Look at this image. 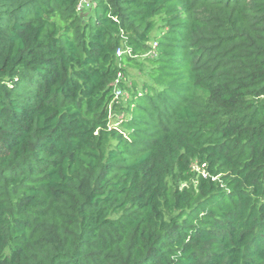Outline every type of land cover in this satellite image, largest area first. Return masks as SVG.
Here are the masks:
<instances>
[{
	"label": "trees",
	"instance_id": "trees-1",
	"mask_svg": "<svg viewBox=\"0 0 264 264\" xmlns=\"http://www.w3.org/2000/svg\"><path fill=\"white\" fill-rule=\"evenodd\" d=\"M82 1L0 0V264H264V0Z\"/></svg>",
	"mask_w": 264,
	"mask_h": 264
},
{
	"label": "rangeland",
	"instance_id": "rangeland-1",
	"mask_svg": "<svg viewBox=\"0 0 264 264\" xmlns=\"http://www.w3.org/2000/svg\"><path fill=\"white\" fill-rule=\"evenodd\" d=\"M82 6L80 7V13H82L83 16H88V11L89 9L91 10L92 8H87L88 4H90V6L92 7V3L88 0H83L82 1ZM154 36V34H153ZM152 36V37H153ZM151 45L153 46V48L156 47L155 43H151ZM123 52H125L124 54L128 53V50H124L122 49ZM123 55V54H122ZM150 56L155 55V52L152 51L150 54ZM143 77L141 75L138 74L137 70H133L131 68H126V71L123 72V74H121V80H122V84L124 86L125 89H119L120 91L116 92V98L114 100V103L118 100V104L121 103L124 107L128 106V102L130 100L133 99V94L135 90H140V85H141V79ZM135 88V89H134ZM136 91V92H138ZM125 113L122 110H115L112 111L111 113V117H110V126L113 127H117L120 125V121L125 117Z\"/></svg>",
	"mask_w": 264,
	"mask_h": 264
},
{
	"label": "built area",
	"instance_id": "built-area-1",
	"mask_svg": "<svg viewBox=\"0 0 264 264\" xmlns=\"http://www.w3.org/2000/svg\"><path fill=\"white\" fill-rule=\"evenodd\" d=\"M82 4H83V3H81L80 7L82 6ZM80 7H79V9H80ZM87 8H91L90 4H88ZM124 53H125V52H123L122 49H119V50L117 51V57H121L122 54H124ZM120 80H121V74L119 75V78H118L117 82L114 84V87H115V98H116V92H117V91H120L119 89H121L120 86H118V82H119ZM118 88H119V89H118ZM120 92H121V91H120Z\"/></svg>",
	"mask_w": 264,
	"mask_h": 264
}]
</instances>
